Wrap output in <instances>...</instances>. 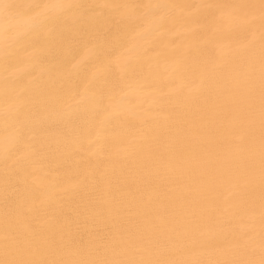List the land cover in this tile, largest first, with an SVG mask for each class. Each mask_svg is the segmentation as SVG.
<instances>
[{
	"label": "bare ground",
	"instance_id": "bare-ground-1",
	"mask_svg": "<svg viewBox=\"0 0 264 264\" xmlns=\"http://www.w3.org/2000/svg\"><path fill=\"white\" fill-rule=\"evenodd\" d=\"M0 264H264V0H0Z\"/></svg>",
	"mask_w": 264,
	"mask_h": 264
}]
</instances>
